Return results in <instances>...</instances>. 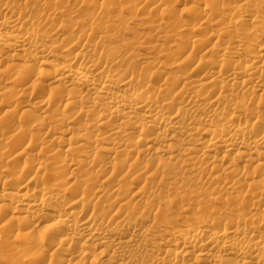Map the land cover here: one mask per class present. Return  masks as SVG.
<instances>
[{"label":"bare ground","instance_id":"6f19581e","mask_svg":"<svg viewBox=\"0 0 264 264\" xmlns=\"http://www.w3.org/2000/svg\"><path fill=\"white\" fill-rule=\"evenodd\" d=\"M0 264H264V0H0Z\"/></svg>","mask_w":264,"mask_h":264},{"label":"rangeland","instance_id":"374dc122","mask_svg":"<svg viewBox=\"0 0 264 264\" xmlns=\"http://www.w3.org/2000/svg\"><path fill=\"white\" fill-rule=\"evenodd\" d=\"M171 8L175 12V14L180 15L182 18H186V15H187L186 14V10H187V6L186 5H183V4H178L177 5V4H173L171 2ZM133 25H135V30H134L135 33H137L138 35L143 34V33H148V34H150V41L149 42H151L153 40L154 41L156 40V42H157V44L159 46H162V47L165 46L166 47V44L167 43L165 41H163V40H161V39L158 38V37H160L161 34L159 33L158 30H156L155 27H147V26H146V28L145 27H139L140 24L137 21L134 22ZM139 53L141 54V53H143V51L139 50ZM153 56L154 55H152L151 57L153 58ZM169 196H172V195H169ZM206 206H207V209L208 210H211V211H215L216 210V212L218 211V215L219 216L221 215L220 216L221 218L227 217V212H224V211H221V210L219 211L218 206L216 204L211 203V205H210V203H209ZM184 208L186 209L185 212L187 213L185 215H189V214H191L193 212H200V209H201L199 206L195 207V206H192V205H188V207L185 206ZM177 213H178V210L177 211L172 210V216L176 217L177 216Z\"/></svg>","mask_w":264,"mask_h":264}]
</instances>
